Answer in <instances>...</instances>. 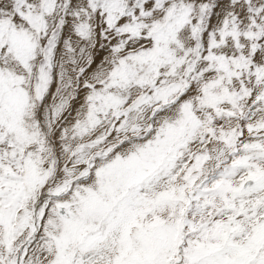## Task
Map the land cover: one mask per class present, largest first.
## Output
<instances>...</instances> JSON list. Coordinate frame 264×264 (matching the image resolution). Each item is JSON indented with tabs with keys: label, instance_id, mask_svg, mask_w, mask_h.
<instances>
[{
	"label": "snow or ice",
	"instance_id": "1",
	"mask_svg": "<svg viewBox=\"0 0 264 264\" xmlns=\"http://www.w3.org/2000/svg\"><path fill=\"white\" fill-rule=\"evenodd\" d=\"M0 264H264V0H0Z\"/></svg>",
	"mask_w": 264,
	"mask_h": 264
}]
</instances>
